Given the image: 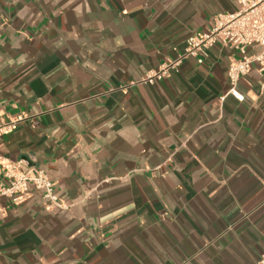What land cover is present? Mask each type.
<instances>
[{
	"label": "crops",
	"instance_id": "crops-1",
	"mask_svg": "<svg viewBox=\"0 0 264 264\" xmlns=\"http://www.w3.org/2000/svg\"><path fill=\"white\" fill-rule=\"evenodd\" d=\"M235 0H0V163L43 169L1 198L0 264H258L264 253V89L228 95L216 44L154 84ZM258 47H248L254 55ZM136 83L128 87L130 83ZM127 86L125 89L120 87ZM2 175L0 167V176Z\"/></svg>",
	"mask_w": 264,
	"mask_h": 264
},
{
	"label": "built area",
	"instance_id": "built-area-1",
	"mask_svg": "<svg viewBox=\"0 0 264 264\" xmlns=\"http://www.w3.org/2000/svg\"><path fill=\"white\" fill-rule=\"evenodd\" d=\"M238 8L234 12L219 13L212 19V27L206 32H197L186 40L183 54L176 60H167L156 70L149 71L138 83L154 84L165 79L171 71H177L182 61L193 59L198 65L216 44L232 49L238 56L229 60L227 79L228 95L237 99L240 78L246 76L253 63H257L258 73L262 77L261 89H264V0H235ZM258 47L254 55H248V47ZM132 82L128 87L135 85ZM127 86L120 87L125 89ZM22 115L0 125V133H9L21 122ZM0 199L5 197L13 204H20L29 194L30 187L42 191L49 208L60 207L54 194V184L43 169H22L20 162L3 161L0 163ZM0 205V217L4 215ZM258 264H264V253Z\"/></svg>",
	"mask_w": 264,
	"mask_h": 264
}]
</instances>
